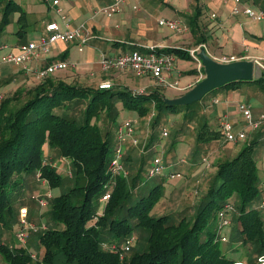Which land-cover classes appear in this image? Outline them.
Returning <instances> with one entry per match:
<instances>
[{
  "label": "trees",
  "instance_id": "1",
  "mask_svg": "<svg viewBox=\"0 0 264 264\" xmlns=\"http://www.w3.org/2000/svg\"><path fill=\"white\" fill-rule=\"evenodd\" d=\"M18 8L14 0H6L0 29ZM21 18L18 15L16 19L17 35L24 31ZM155 50L191 58L188 50L175 46ZM196 71L190 68L185 72ZM242 83H256L264 91V67L252 79L231 80L221 86ZM20 91L16 88L0 98V225L10 227L15 213L11 195L27 173H37L35 178L44 179L48 187L61 184L60 170L47 160L48 152L43 151L46 147L70 164L71 183L61 184L60 191L48 197L47 214L53 225L34 232L43 247L40 257L36 255L37 264H231L239 259L228 256L216 237L215 212L225 201H230L234 210L228 244L248 242L256 256L264 253V227L255 205L264 193L252 152L256 139L248 140L233 156L218 160L213 178L189 218L184 212H177L178 217L169 213L151 215L149 209L158 197L160 184L153 185L146 194L134 195L132 191L141 183L138 169L128 179L121 175L115 178L99 214L98 198L107 189V162L118 122H112V114V131L108 125L102 131L95 119L102 111L109 114L119 100L122 108L138 115L152 106L154 125L162 110H174L181 104H166L157 88L136 90L112 84L98 87L50 75L25 88L27 96L14 105ZM78 103L82 104V116L77 120L68 110ZM218 135L219 131L206 123L197 132L200 141ZM212 220L214 225L208 229ZM134 229L144 233L145 246L141 251L129 250L120 259L117 248ZM0 259L4 264L31 261L26 246L10 247L6 242H0Z\"/></svg>",
  "mask_w": 264,
  "mask_h": 264
},
{
  "label": "rangeland",
  "instance_id": "2",
  "mask_svg": "<svg viewBox=\"0 0 264 264\" xmlns=\"http://www.w3.org/2000/svg\"><path fill=\"white\" fill-rule=\"evenodd\" d=\"M14 1L20 6V8L14 10L9 15L8 21L3 27H1L0 43H11L17 38H20L21 40H26L27 38L36 39L41 30L42 21L52 15V10L48 7V4L51 6L50 0ZM246 1L250 3L251 0ZM255 1L259 2V5L264 8V0ZM5 2L6 0H0V17ZM249 7L253 10L258 9L257 7ZM211 13L212 12H208L209 15ZM18 15L22 17L21 22L24 27V31L21 35H17L14 32V30L18 28V23L16 21ZM250 20L258 22L264 20V18H251ZM55 21L58 24L61 22L59 17H57ZM160 27L162 30L167 31L171 29L165 25H161ZM51 44L49 45V51L51 49ZM220 47H224L223 44H220ZM260 61L264 64V60L261 59ZM186 63L192 65L187 67L188 69L195 67V61L193 59L178 56L172 68L175 67L177 70H183L184 73L179 77L174 75L171 77L167 76V81H176L177 86L181 87L183 80L187 78H184V76L189 75L185 72L187 68L182 69V65ZM14 65L16 66L13 62L0 61V93L2 97H4L6 95H10L16 88H19V90L21 89V91L17 93V100L14 102V105H18L27 96V92H23L24 89L36 83L39 78H35L34 75L31 74L29 79L25 80L21 71L16 72L15 75L11 77ZM17 66L19 67V65ZM260 69V65L255 67V77L259 74ZM198 75L200 77L202 73L200 72ZM139 76V78L142 77L143 80L151 83L152 85H150V87L152 89H159L161 94L166 97L172 96L177 92H183V90H177L167 85H161L155 78H152L147 74H140ZM242 85L243 86L237 88L239 90L236 91L240 94L242 100L247 101L248 105L250 104L249 107L251 106L250 112L252 118L260 121L255 129H251L245 124V119L241 114L243 122L241 127H243L246 133L250 131V135L252 131L253 135L264 134V91L256 83H242ZM219 87L208 90L198 100L176 106L174 110H162L158 116L157 123L154 125L151 124L155 115V110L152 106H150L147 113L138 115L133 110L122 108L119 100L112 105V111L109 112V114L102 111L95 119L98 123L100 122L99 125L102 131L107 125L112 131L114 124L109 123V118L112 114L114 116L112 118L113 123L118 122L125 112L126 115H129L134 119L133 136L138 140L137 145L132 144L130 138L127 136H123L121 139L123 156H126V159L125 157L123 158L126 169L125 176L123 177L128 179L137 169L139 170L138 174L141 178V183L132 191L134 195L136 193L146 194L148 189H150L153 185L158 183L160 184L158 197L149 209V213L151 215L157 216L163 213H169L178 217L177 212H184L185 216L189 218L196 208L199 197L203 194L206 186L212 180L216 170V163L219 160L217 158V153L220 150H217L216 153H214L211 150L210 145L212 143L218 144L222 141V139H225L222 134H219L209 140L200 141V139L197 138V132L201 125L205 123V119H202V117L204 118L203 115H208L213 108L209 102V97L216 94L220 99L222 98L219 92L220 90H218L220 89ZM81 108V103L72 104L68 110V114L74 115L78 120L80 116H82ZM204 108H207V113L203 110ZM151 109L153 110V113L149 116ZM162 126H165L167 130V135L165 136H162L159 132ZM252 137L249 136L239 138L235 148H240L244 143L252 139ZM143 139H146L147 142V145H145V151L141 150ZM211 140L212 142H210ZM43 151L48 152L47 160L51 162V165L60 170V183L63 185H69L71 181L69 177L70 164L68 160L59 158L56 152L51 150V148L46 147ZM235 152L233 154H235ZM252 152L255 154L254 151ZM233 154L231 156H233ZM154 156H159L164 162H171L169 166L171 170L178 171L180 175L174 178H162V175L159 174L147 177L146 170ZM180 158H183V160H179ZM260 165L264 170L263 159L259 161L258 166ZM35 177L36 175L31 172L27 173L25 177L23 176L21 185L14 189L13 194L11 195V203L15 213L11 216L9 222L10 227L8 228L0 225V242H6L10 247L19 245L14 236V231L18 227L17 207L19 205L22 204L26 207L28 211L27 218L30 222L37 224L40 221H43L46 226L53 225L47 214L49 209V199L47 198L48 200H46L44 204L39 205L35 198L45 196V193L47 192L50 196H53L60 191L61 184L54 187H48L45 182ZM98 204L100 206L102 202L99 201ZM233 215L234 214H232V217ZM261 217L262 225L264 227V214L261 213ZM213 225L214 222L212 220L207 228H212ZM220 231L227 235V240L220 241V244L228 256L233 259H239L245 264L254 263L256 254L253 253L252 246L248 242L240 244L238 242H234L233 244H228L229 236L233 233V221L232 224L221 227ZM133 234L136 237V241L130 250L141 251L145 246L144 233L139 229H134ZM24 246H26L28 251L34 252V254L39 257L43 251L41 243L37 241V236L32 231L26 233ZM33 263L37 264L35 261H33ZM0 264H4L1 259Z\"/></svg>",
  "mask_w": 264,
  "mask_h": 264
},
{
  "label": "crops",
  "instance_id": "3",
  "mask_svg": "<svg viewBox=\"0 0 264 264\" xmlns=\"http://www.w3.org/2000/svg\"><path fill=\"white\" fill-rule=\"evenodd\" d=\"M50 5L48 4V7L51 8L52 15L42 21L39 34L44 32V25L47 21H55L57 17L61 21L57 24L62 28L61 15L64 16V20L68 22L69 26L83 23L90 33V37L81 49L77 48L75 40H56L52 42L51 49L46 55H40L32 62V67H39L55 58L73 61L75 63L73 67L57 69L50 74L53 78H59L66 82L97 85L102 79H108L112 85L151 90L150 85L152 84L143 80L142 77L139 78L140 76L134 74L131 69L126 67L105 70L101 68L99 62L101 53L112 55L131 49L144 51L150 45L155 49L175 46L188 50L203 44L205 50L214 57L234 55L240 58L253 56L259 59L264 56V20L251 21V18L241 11L243 6L264 9L255 0H251L250 3L240 0L237 5L240 10L236 13L231 12L232 0H57L56 4H52L50 0ZM208 12L212 13L209 15ZM159 18H177L185 29L181 31L162 30L161 25L157 23ZM28 39L33 38L26 40ZM26 40L17 38L9 44L14 45ZM220 44H223L224 47H220ZM176 58L175 55L174 62H176ZM189 66L192 65L183 64L182 69ZM194 68H196V62ZM19 71L22 72L25 80H28L32 74L30 71H25L20 64H16L13 66L11 77ZM162 73L168 77L172 75L179 77L183 75L184 71L173 67L169 70L164 68ZM188 74L184 76L187 78L183 80L181 88L175 89L184 91L199 78L198 71ZM241 86L243 85L220 86L218 90H220L222 98L220 99L216 94L209 97L213 108L208 115L204 114V118L202 117L208 127L217 130L216 119L219 113H225L232 121L234 128L242 126V116L238 104L240 102L248 104V102L242 100L236 91ZM179 93L181 92L174 95ZM203 110L207 113V108ZM127 116L129 115H126L125 112L121 118ZM249 136L256 139L253 146L255 152L253 157L259 180L263 182L264 170L258 164L261 159L264 160V134L253 135L252 131L250 135L249 131L247 137ZM237 140L229 142L222 139L220 143H212L210 147L214 153L220 150L217 153L218 159L230 157L239 149L235 148ZM123 157L126 159V156Z\"/></svg>",
  "mask_w": 264,
  "mask_h": 264
},
{
  "label": "built area",
  "instance_id": "4",
  "mask_svg": "<svg viewBox=\"0 0 264 264\" xmlns=\"http://www.w3.org/2000/svg\"><path fill=\"white\" fill-rule=\"evenodd\" d=\"M233 5L231 6V12L236 13L240 10L237 6L240 0H232ZM52 4H56L57 0H51ZM241 11L245 13L248 17L255 18H264V9L253 10L249 6H243ZM109 14V12H107ZM63 19V27L60 28L56 21L50 20L47 21L44 25V32L39 34L36 39H28L26 41L18 42L14 45L9 43L2 42L0 43V61L13 62L15 64H20L25 71H30L35 78L43 79L44 77L50 75L53 71L57 69H63L66 67H73L75 63L73 61L55 58L47 61L39 67H32V62L36 60L40 55H46L49 52V45L56 41H71L75 40L77 43V48L81 49L83 44L86 43L90 37L89 30L83 23H79L75 26H69L68 22L64 20V16L61 15ZM159 25H165L171 29L177 31L184 30L185 27L182 25L177 18H159L157 19ZM203 46L200 44L196 47L188 49L189 55L196 62L197 71L200 73V62L196 56V50ZM214 57V56H213ZM220 61H229L237 59L234 55H221L219 57H214ZM264 60V56H261L259 59L255 58L256 62L260 67H264L263 63L260 60ZM175 60V55L171 52L165 51H156L155 47L148 46L146 50L140 51L138 49L124 50L118 54H100V66L102 69L116 68L124 69L129 68L136 75L147 74L152 78H155L157 82L161 85H167L172 88H181L177 86L176 81L169 82L167 81V76L162 73V70L171 69ZM108 79H102L97 83L98 87H108L110 85ZM141 90V89H136ZM2 97L0 93V98ZM216 101V99H213ZM240 112L245 119V124L251 128L255 129L258 126L260 120H254L251 116L250 107L244 102L238 104ZM153 113V110L149 112V116ZM217 130L227 141H236L239 138L247 137L246 131L243 127L234 128L232 121L227 117L225 113H219L216 119ZM134 119L130 116L121 118L115 128V143L111 148L109 159L107 162V169L109 171L108 180L105 182L107 189H105L99 196V201L102 204L97 207L96 212L101 213L102 206L104 202L109 198L110 187L114 184L115 178L118 175L125 176V165L123 162V152L121 139L123 136L130 138L132 144L138 143L136 137L133 136ZM160 134L162 136L167 135V130L165 126H162L160 129ZM146 139H143L141 150H145ZM183 160V159H179ZM171 162H164L159 156H154L150 165L147 167L146 176L151 177L153 175H162L165 178H174L179 176L178 171H172L169 167ZM38 177V174H35ZM43 182L44 179L40 178ZM264 187V181L262 182ZM50 194L47 192L45 196H39L35 199L39 205H42L46 202ZM257 209L264 214V194L261 195L255 203ZM233 204L230 201H225L217 208L215 212V226H216V237L219 241L227 240V235L220 231L221 227L231 224L232 221V212ZM17 223L18 227L14 231V236L19 243V245L24 246L26 240V233L29 231L36 232L46 228V224L43 221L35 224L28 220L27 218V209L24 205H20L17 208ZM136 237L134 234H129L124 236L120 242V246L117 248V255L120 259L129 252L131 247L134 245ZM102 246L105 243H101ZM30 262L26 264H34L33 261L36 260V255L34 252L29 251ZM231 264H245L243 261L237 260ZM255 264H264V253L256 256Z\"/></svg>",
  "mask_w": 264,
  "mask_h": 264
},
{
  "label": "water",
  "instance_id": "5",
  "mask_svg": "<svg viewBox=\"0 0 264 264\" xmlns=\"http://www.w3.org/2000/svg\"><path fill=\"white\" fill-rule=\"evenodd\" d=\"M196 56L202 67V75L183 92L168 97L162 95L166 104H187L200 99L208 90L228 81L252 79L258 65L253 56L220 61L211 56L204 46L196 50Z\"/></svg>",
  "mask_w": 264,
  "mask_h": 264
}]
</instances>
